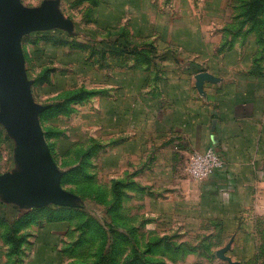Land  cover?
I'll return each instance as SVG.
<instances>
[{
    "label": "crops",
    "instance_id": "crops-1",
    "mask_svg": "<svg viewBox=\"0 0 264 264\" xmlns=\"http://www.w3.org/2000/svg\"><path fill=\"white\" fill-rule=\"evenodd\" d=\"M44 8L51 16L37 29L59 19ZM218 29L202 40L184 33L166 48L151 41L143 60L128 51L142 60L143 73L112 76L95 94L101 99L96 154L104 169L110 163L122 205L130 210L134 201L142 211L137 231L147 235L153 226L146 240L157 242L150 254L160 264H172L168 256L174 264L179 256L188 264H264V20L231 13ZM158 53L162 64L153 74ZM24 143L29 164L9 177L22 194L0 185V210L38 200V151ZM210 147L221 151L225 167L205 181L189 179V156ZM55 186L54 178L48 191Z\"/></svg>",
    "mask_w": 264,
    "mask_h": 264
},
{
    "label": "rangeland",
    "instance_id": "rangeland-1",
    "mask_svg": "<svg viewBox=\"0 0 264 264\" xmlns=\"http://www.w3.org/2000/svg\"><path fill=\"white\" fill-rule=\"evenodd\" d=\"M19 1L23 8L47 6L59 15L48 27L28 28L22 40L25 82L51 152L56 188L47 197L40 192L21 210H0V264H160L159 255L150 254L157 242L146 240L154 237L153 226L147 235L137 231L143 228L142 211L134 201L130 210L122 205L110 163L104 169L96 154L101 141L96 91L112 76L141 75L143 51L149 53L144 46L151 41L166 48L184 33L202 40L231 13L263 21L264 0ZM162 54L152 59L153 74ZM25 140L0 111V176L29 164ZM168 258L174 264V256Z\"/></svg>",
    "mask_w": 264,
    "mask_h": 264
},
{
    "label": "water",
    "instance_id": "water-1",
    "mask_svg": "<svg viewBox=\"0 0 264 264\" xmlns=\"http://www.w3.org/2000/svg\"><path fill=\"white\" fill-rule=\"evenodd\" d=\"M51 13L43 8H23L19 0H0V103L12 129L37 148L40 182L33 193L50 195L48 183L55 178L54 165L24 74L23 36L28 28L40 26ZM0 185L10 193L22 194L9 177L0 176ZM225 251L218 255L224 257Z\"/></svg>",
    "mask_w": 264,
    "mask_h": 264
},
{
    "label": "built area",
    "instance_id": "built-area-1",
    "mask_svg": "<svg viewBox=\"0 0 264 264\" xmlns=\"http://www.w3.org/2000/svg\"><path fill=\"white\" fill-rule=\"evenodd\" d=\"M225 167V159L217 147H210L205 152L192 153L186 163L185 171L193 181H205L216 171Z\"/></svg>",
    "mask_w": 264,
    "mask_h": 264
},
{
    "label": "trees",
    "instance_id": "trees-1",
    "mask_svg": "<svg viewBox=\"0 0 264 264\" xmlns=\"http://www.w3.org/2000/svg\"><path fill=\"white\" fill-rule=\"evenodd\" d=\"M248 15L251 17H257L256 15H252L251 13H248Z\"/></svg>",
    "mask_w": 264,
    "mask_h": 264
}]
</instances>
